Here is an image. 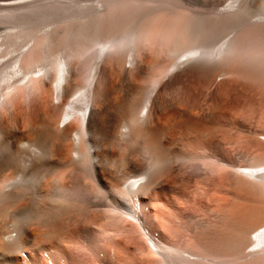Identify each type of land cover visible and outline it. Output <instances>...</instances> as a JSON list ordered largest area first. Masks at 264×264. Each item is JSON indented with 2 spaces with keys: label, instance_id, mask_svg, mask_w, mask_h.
I'll return each mask as SVG.
<instances>
[{
  "label": "bare ground",
  "instance_id": "bare-ground-1",
  "mask_svg": "<svg viewBox=\"0 0 264 264\" xmlns=\"http://www.w3.org/2000/svg\"><path fill=\"white\" fill-rule=\"evenodd\" d=\"M248 1L230 0L212 19L178 9L160 33L167 54L175 55L171 67L196 62L215 70L240 59L263 77L260 30L247 35V22L233 36L216 39L227 24L246 13ZM180 4V0H0V264H80L77 258L82 255L93 261L112 241L107 225L123 215L143 222L152 193L168 183L164 173L192 157L185 148L175 154L177 144L168 135L177 119L186 116L185 106L157 101L158 81L135 97L137 85L123 71L116 77L122 59L135 62V49L153 33L158 14ZM257 17L250 22L261 28L264 12ZM104 53L114 54V63L100 82ZM85 59L84 81H77L73 64ZM30 83L39 86L31 96ZM166 105L172 110L161 124L155 112ZM198 113L205 112H194ZM207 113L213 114L210 105ZM139 156L148 159V167L140 169ZM236 172L264 188V162L238 167ZM103 207H111L118 217ZM97 225L105 231L100 243L94 240ZM76 241L85 247L81 243L82 249H77L72 244ZM248 242L245 251L232 260L220 259L221 263L236 264L249 256L255 260L248 264H264V223L250 231ZM134 245L132 253L137 255ZM152 246L164 263L193 260V254L160 241ZM113 249L103 251V264H117L123 256Z\"/></svg>",
  "mask_w": 264,
  "mask_h": 264
},
{
  "label": "rangeland",
  "instance_id": "rangeland-1",
  "mask_svg": "<svg viewBox=\"0 0 264 264\" xmlns=\"http://www.w3.org/2000/svg\"><path fill=\"white\" fill-rule=\"evenodd\" d=\"M181 1L180 3L183 4L158 14L160 16L154 24L155 29L152 28L153 33L151 32L143 45L135 49V62L130 63L122 59L116 66V77L123 71L126 78L140 89L135 97H139L145 87L158 81L157 101L167 100L172 101L175 107L179 103L185 106L186 116L177 119L178 122L169 129L168 135L177 144L173 152L185 148L192 156L187 161L176 162L170 175L164 173L163 179L168 183L152 193V204L144 208L146 214L141 224L123 215L119 217L118 222L112 221L111 225H107L108 232L112 231L108 238L112 240L110 242L111 244L113 242L114 248L117 246L116 250L123 256L126 250V257L121 256L117 264L119 261L120 264H167L152 246V242L155 241L193 254V260L187 264H223L220 259L232 260L238 252L245 251L249 244L250 231L264 223V188L236 172L238 167L264 162V76L255 75L254 70L247 69L240 59L228 61L215 70L208 64L200 68L196 62H188L172 68L176 60L173 58V62L172 57L175 55L167 54L166 45L162 43L160 37L164 29L161 27L171 23L175 15L182 11L191 12L198 18L212 19L215 11L221 9L230 0ZM248 2L245 6L246 13L239 14L241 21L238 19L227 24L216 35L218 41L233 36L237 30L244 28L243 25L247 22H249L246 26L249 30L247 35H253L259 30L264 34V26L258 28L260 24L256 23L253 26L250 22L256 21L257 15L264 12V0ZM170 18L171 22H169ZM251 25L253 27H250ZM113 58L112 53L103 54L100 76L98 75L100 82L112 68ZM83 62H80V65L73 64L75 69L77 68L76 71L74 69L77 81H84L83 76L88 61L85 59ZM7 91L10 94L14 92L13 89ZM38 91V84L30 83L28 94L31 96ZM209 105L213 110L211 117L207 113ZM160 110L154 112L161 119L159 122L164 124L172 108L166 105ZM197 110H203L204 115L194 114ZM199 131L202 132L201 135L198 134ZM139 158L142 165L140 169L149 166L148 159L142 156ZM106 208H108L106 212L118 215L111 207H103L102 210ZM102 221L104 222L102 219L98 224H103ZM100 229L101 226L97 225L94 235L96 243H100L102 236L105 235L103 228ZM76 242L72 244L80 246L82 243L85 247V243ZM110 242L107 248H100L99 254H101L93 261L91 256L86 255V258L80 255L82 258H77L78 262L103 264V256L107 254V250L113 249ZM133 245L138 247L137 255L132 253ZM78 246L77 249H82V246L79 248ZM103 251L106 253L104 254ZM199 256L207 259H201ZM253 260L254 257H242L236 264H248Z\"/></svg>",
  "mask_w": 264,
  "mask_h": 264
}]
</instances>
